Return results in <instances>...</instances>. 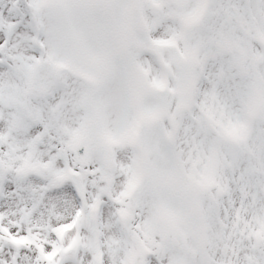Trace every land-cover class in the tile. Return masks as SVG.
<instances>
[{"label": "snow or ice", "instance_id": "6c2138e0", "mask_svg": "<svg viewBox=\"0 0 264 264\" xmlns=\"http://www.w3.org/2000/svg\"><path fill=\"white\" fill-rule=\"evenodd\" d=\"M0 264H264V0H0Z\"/></svg>", "mask_w": 264, "mask_h": 264}]
</instances>
